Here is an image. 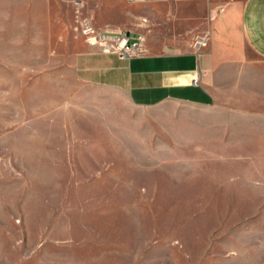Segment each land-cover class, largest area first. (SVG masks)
<instances>
[{
  "label": "rangeland",
  "instance_id": "1",
  "mask_svg": "<svg viewBox=\"0 0 264 264\" xmlns=\"http://www.w3.org/2000/svg\"><path fill=\"white\" fill-rule=\"evenodd\" d=\"M24 1L0 0V264H264V61L138 108L74 77L77 23L14 30Z\"/></svg>",
  "mask_w": 264,
  "mask_h": 264
},
{
  "label": "crops",
  "instance_id": "2",
  "mask_svg": "<svg viewBox=\"0 0 264 264\" xmlns=\"http://www.w3.org/2000/svg\"><path fill=\"white\" fill-rule=\"evenodd\" d=\"M29 2L14 30H72L88 18L102 32L143 38L142 52L124 57L84 41L71 54L74 77L124 94L138 108L166 102L216 103L222 68L264 61V0H52ZM6 13L0 10V30ZM209 32L196 54L190 36Z\"/></svg>",
  "mask_w": 264,
  "mask_h": 264
},
{
  "label": "built area",
  "instance_id": "3",
  "mask_svg": "<svg viewBox=\"0 0 264 264\" xmlns=\"http://www.w3.org/2000/svg\"><path fill=\"white\" fill-rule=\"evenodd\" d=\"M80 30L86 42L91 46L105 48L104 50L115 52L124 57L138 55L142 52L143 38L141 36L130 40L124 33L102 32L97 30L88 18L81 20ZM208 40L209 32L207 31L195 34L191 42V47L194 52L196 54L201 53L207 47ZM108 42H111L109 45L110 48L106 49Z\"/></svg>",
  "mask_w": 264,
  "mask_h": 264
}]
</instances>
